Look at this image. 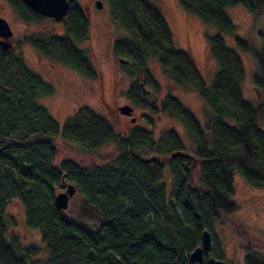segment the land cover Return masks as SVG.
I'll return each mask as SVG.
<instances>
[{
	"label": "trees",
	"instance_id": "1",
	"mask_svg": "<svg viewBox=\"0 0 264 264\" xmlns=\"http://www.w3.org/2000/svg\"><path fill=\"white\" fill-rule=\"evenodd\" d=\"M6 1L24 23L48 20L22 0ZM107 2L111 20L126 33L112 44L113 54L123 58L121 66L132 70L126 99L147 115L161 112L176 120L190 140V152L174 130L157 138L140 128L121 135L87 107L78 108L59 126L36 104L52 94V87L25 66L14 47L0 49V264H29L40 251L46 254V264H195L188 255L199 246L203 228L210 229L219 215L236 210L228 199L234 193L233 171L249 187L264 189V130L259 128L264 120V34L258 35V50L233 36L236 48L253 59L251 82L258 105L243 99V62L222 37L235 33L226 8L242 6L255 16L264 12V0L179 1L185 13L215 30L204 36L207 54L217 66L208 85L192 58L174 47L167 22L153 4ZM68 3L60 22L63 34H31L20 42L93 81L97 74L90 54L78 47L89 39V21L74 1ZM152 58L173 84L196 91L204 100V129L170 94L157 101L160 86L147 68ZM57 136L81 146L84 155L105 144L116 152L104 162L81 165L58 158L52 142ZM173 152L187 157L171 158ZM151 156L159 161H144ZM166 167L171 176L168 193L162 182ZM67 184L82 199L60 211L53 198ZM13 198L23 209L26 226L38 232L42 248L18 247L15 239L6 240L5 206ZM253 247L243 249L242 264H264V255ZM200 264H206L205 259Z\"/></svg>",
	"mask_w": 264,
	"mask_h": 264
},
{
	"label": "rangeland",
	"instance_id": "2",
	"mask_svg": "<svg viewBox=\"0 0 264 264\" xmlns=\"http://www.w3.org/2000/svg\"><path fill=\"white\" fill-rule=\"evenodd\" d=\"M87 16L89 21V39L78 45L86 48L90 54L97 78L86 80L73 70L62 64L39 56L30 46L21 44L22 36L31 34L61 35L63 26L52 19L42 23L28 24L17 17L6 0H0V16L9 24L13 33L11 42L15 44L14 51L20 54L25 66L44 82L48 83L53 92L48 97L38 98L36 104L46 109L50 116L61 126L69 117L73 116L78 108L87 107L97 115L106 119L114 131L121 135L140 128L149 130L154 138L166 130H174L185 146V152H190V140L183 127L165 114L158 112L148 114L139 107H135L125 97V92L133 77L130 67H122L119 59L112 51L113 41L126 36V33L111 20L107 0H72ZM100 2L97 8L95 2ZM162 14L170 29L173 45L176 49L187 53L205 84H210L217 70L215 60L207 54L204 42L205 34H213L215 30L203 24L197 17L185 13L180 0H147ZM90 7V8H89ZM226 14L235 26L232 36H222L225 45L236 51L243 62L244 79L240 90L245 101L258 105V97L252 86V76L255 74V65L251 54L239 51L233 41V36L243 40L249 47L258 50L259 33L264 34V12L253 16L242 6H233L225 9ZM147 68L152 78L159 84L160 92L157 101L170 94L185 106L198 120L204 129L207 106L204 100L192 89L179 87L170 80L167 73L161 69L152 58L147 62ZM129 105L132 107L133 124L121 116L118 107ZM147 115V116H146ZM264 130V120L259 123ZM52 142L57 146L58 158H68L81 165L90 166L104 162L113 156L116 148L111 144L85 150L76 144L63 140L59 136L53 137ZM193 179L196 177L195 166ZM196 180V178H195ZM162 182L165 183L167 193L171 186V176L168 168H164ZM64 190V189H62ZM233 195L228 199L236 206V210L228 215H219L210 229L212 245L208 256H219L227 264H242L243 249L248 245L253 250L264 255V189L249 187L240 175L233 171ZM82 197L74 194L69 205L72 208ZM6 233L8 241L15 239L18 247L34 246L42 248L37 231L25 224L24 213L17 199H11L5 206ZM29 264H46L47 258L43 251L28 260Z\"/></svg>",
	"mask_w": 264,
	"mask_h": 264
},
{
	"label": "water",
	"instance_id": "3",
	"mask_svg": "<svg viewBox=\"0 0 264 264\" xmlns=\"http://www.w3.org/2000/svg\"><path fill=\"white\" fill-rule=\"evenodd\" d=\"M24 5L33 13H36L42 17L52 19L55 23L61 22L65 17L68 10L69 3L67 0H22ZM96 7H100V2L96 1ZM13 33L9 24L6 20L0 17V49L3 51L10 50L13 47L11 42ZM122 63V60H119ZM118 111L121 115L131 116L132 107L129 105L119 106ZM175 156H186L181 152H173L170 154V157ZM193 159L192 157H189ZM145 162L155 161L158 162L159 159L156 157H149L144 159ZM195 162L193 166H195ZM76 190L75 187L71 184H67L64 190L57 192L54 195L53 201L55 207L64 211L67 209L70 199L74 196ZM212 239L211 234L208 230L204 229L200 234V244L198 247L193 249L189 255L188 259L191 263L200 264L205 259L206 264H227L223 260L216 259L213 256H208V252L211 250Z\"/></svg>",
	"mask_w": 264,
	"mask_h": 264
},
{
	"label": "flooded vegetation",
	"instance_id": "4",
	"mask_svg": "<svg viewBox=\"0 0 264 264\" xmlns=\"http://www.w3.org/2000/svg\"><path fill=\"white\" fill-rule=\"evenodd\" d=\"M67 1H69V0H67ZM95 5H96V2H95ZM90 8V7H89ZM83 11V10H82ZM84 12V11H83ZM1 17V16H0ZM47 19H49V18H47ZM7 22V21H6ZM14 37V36H13ZM12 37V38H13ZM13 44V47L15 46V44H14V42L12 43ZM121 115V114H120ZM121 116H124V118H126L128 121H129V123H131V124H133V122H134V118H133V116H132V114H131V116H125V115H121ZM62 191V190H61Z\"/></svg>",
	"mask_w": 264,
	"mask_h": 264
}]
</instances>
